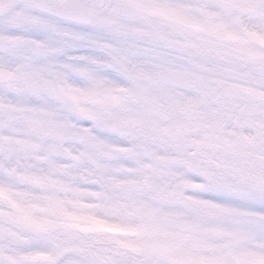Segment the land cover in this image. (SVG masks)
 I'll list each match as a JSON object with an SVG mask.
<instances>
[{
    "label": "snow or ice",
    "instance_id": "snow-or-ice-1",
    "mask_svg": "<svg viewBox=\"0 0 264 264\" xmlns=\"http://www.w3.org/2000/svg\"><path fill=\"white\" fill-rule=\"evenodd\" d=\"M0 264H264V0H0Z\"/></svg>",
    "mask_w": 264,
    "mask_h": 264
}]
</instances>
